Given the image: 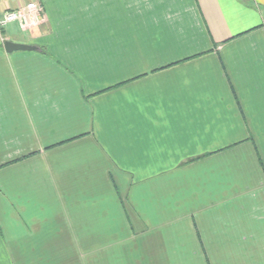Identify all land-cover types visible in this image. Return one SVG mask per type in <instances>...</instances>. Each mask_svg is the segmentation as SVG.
I'll return each mask as SVG.
<instances>
[{"label":"crops","instance_id":"obj_1","mask_svg":"<svg viewBox=\"0 0 264 264\" xmlns=\"http://www.w3.org/2000/svg\"><path fill=\"white\" fill-rule=\"evenodd\" d=\"M29 1L0 29V264H264V0L0 15Z\"/></svg>","mask_w":264,"mask_h":264},{"label":"built area","instance_id":"obj_2","mask_svg":"<svg viewBox=\"0 0 264 264\" xmlns=\"http://www.w3.org/2000/svg\"><path fill=\"white\" fill-rule=\"evenodd\" d=\"M42 11V6L35 1L5 10L0 15V29L10 23H16L20 29L27 30L41 22Z\"/></svg>","mask_w":264,"mask_h":264},{"label":"water","instance_id":"obj_3","mask_svg":"<svg viewBox=\"0 0 264 264\" xmlns=\"http://www.w3.org/2000/svg\"><path fill=\"white\" fill-rule=\"evenodd\" d=\"M3 48L6 52H12L17 50H35V46L24 44V43H15L9 40L3 41Z\"/></svg>","mask_w":264,"mask_h":264},{"label":"rangeland","instance_id":"obj_4","mask_svg":"<svg viewBox=\"0 0 264 264\" xmlns=\"http://www.w3.org/2000/svg\"><path fill=\"white\" fill-rule=\"evenodd\" d=\"M4 34V33H3Z\"/></svg>","mask_w":264,"mask_h":264}]
</instances>
